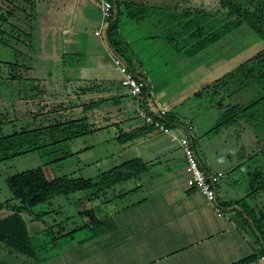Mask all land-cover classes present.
<instances>
[{
  "label": "crops",
  "instance_id": "obj_1",
  "mask_svg": "<svg viewBox=\"0 0 264 264\" xmlns=\"http://www.w3.org/2000/svg\"><path fill=\"white\" fill-rule=\"evenodd\" d=\"M3 1L9 9L4 14L0 5V15L11 14L9 23L20 22L19 32L28 36L20 44H36L40 54L55 56L58 75L50 84L61 90L50 96L43 90L41 101H53L54 113L85 118L91 130L87 137L108 135L97 142L119 144L118 157L110 156V149L106 152L107 172L136 161L146 169L118 189L77 198L69 203L72 211L55 205L50 229L63 241L56 244L58 253L24 256L28 264H257L264 255V240L254 223L264 218V148L230 140L207 144L193 118L203 103L190 104L208 81L214 84L221 78V66L208 70L201 57L190 61L185 38L190 37L192 21L222 18L220 0H113L120 54L110 45L109 29L102 37L95 34L103 21L97 0ZM36 2L38 11L33 9ZM117 59L146 83L141 100L145 110L166 109L171 134L178 139L190 136L194 148L195 134L201 155L195 151L204 169L223 175L216 185V203L189 187L190 172L179 142L139 117L134 97L122 85ZM48 79L32 78L38 85H47ZM28 94L33 98L30 89ZM87 137L73 141L78 152L93 150ZM227 144L235 153L225 154ZM2 213L0 220L10 215ZM21 216L36 238L37 233L30 232L35 220Z\"/></svg>",
  "mask_w": 264,
  "mask_h": 264
},
{
  "label": "rangeland",
  "instance_id": "obj_2",
  "mask_svg": "<svg viewBox=\"0 0 264 264\" xmlns=\"http://www.w3.org/2000/svg\"><path fill=\"white\" fill-rule=\"evenodd\" d=\"M201 1L203 2L200 3H210L208 0ZM33 2H35V0H33ZM18 3L19 2L16 1L15 5H19ZM0 5L5 14V11L9 9L8 5L4 1L2 2V0H0ZM33 9L38 11L37 2ZM31 17L36 21L37 15L35 17L31 15ZM38 21L39 19H37V22ZM13 22L15 23V27L22 25L16 20ZM13 22L10 23V25L14 24ZM0 26L1 137L11 135L21 130H32L48 126L51 120L53 121L58 117V114L49 113V111H52L51 107L53 101H47L52 105L41 101V98H44L42 96V91H48L50 96V94L55 95L60 92L61 88L59 85L51 86L50 84L53 82L51 79H54V76L58 75L54 70L55 63L53 61L55 56L40 54L38 51L39 49L34 47L36 44L29 47L27 45L22 46L20 43H22V41H27V35L21 34L19 30L10 31L6 29L7 33L2 27V22H0ZM6 42L7 45L4 44ZM245 73V71H239L235 74L233 79H226L216 85L213 83L210 84L208 81L204 90L192 95L191 105L203 103L200 105L202 109H198V111L195 112L196 115H193V118L197 121V130L201 133V139L204 142H208L207 144L210 143L214 145L218 142L228 143V140H230L232 144L233 142L239 141L242 143H249L254 147L261 145L260 147L263 146L261 149L264 148V79H259V73H257V76L254 78L247 77ZM38 77H50V79H48L47 85H38L35 84L34 80L32 81V78ZM202 80H204V78ZM32 87L36 88L38 99H40L39 101H31L32 97L28 94V90ZM184 106L185 108L188 107V105ZM231 106H239L241 109L248 107L249 109L247 111L252 114L251 117L254 116V119L248 121L243 117L239 119V121L231 119L229 121L230 123H227L226 113L224 114V112L225 109H229ZM60 107L64 108L61 105ZM203 108H206L208 117L201 112L204 110ZM45 113L48 115H44ZM59 114L65 118H71L70 114H64L62 112ZM250 114L247 115L248 119ZM214 119L217 122H214ZM250 122L253 125L249 127L246 124ZM107 137L109 136L96 135L87 137L85 142H87V145L93 146L91 152H78V143L67 142L0 163V203L12 199V192L7 185L6 179L16 173L42 169L49 179L85 178L99 182L102 174H105L108 170L110 161L109 157H107V150L110 149V156L115 155V157H118L117 155L121 149L118 143L108 146V143L102 144L101 142H97L98 139H106ZM198 138L200 139V137ZM193 139L195 141V149L200 154L198 139L195 134L193 135ZM81 146L85 147L83 145ZM228 151L231 152L227 144L225 146V154H227ZM231 153L235 152L232 150ZM125 154L126 152H122L121 156ZM256 160L259 159H255V162H257ZM246 168L247 167H245V170ZM239 174L244 173L239 172ZM119 186L125 185L119 184ZM116 187L117 186H115V189H118V187ZM94 193L95 191L93 190L87 194L78 193L70 197L61 196L53 201L52 204L54 205H51V208L50 206H39L34 209V212H53V210H56L55 205L57 204H63L67 212L72 211L69 203L76 201L79 196L92 197ZM14 202L16 201H13V204ZM4 211L11 214V211L4 209L3 211L0 210V216ZM55 219L56 217L51 213L49 217H45L43 221L36 220L35 225L30 226V232L34 236H36L37 233L35 242L39 246L36 253L39 257L58 253L56 244H61L63 242L55 238L57 236V230L50 229V227L54 225ZM256 220L254 221L255 226L258 227L264 238V218L258 219V221ZM46 229L47 231H45ZM40 230L43 231L41 234L38 232ZM16 257L19 258L20 263L26 260L25 264H28L29 259L26 257L16 253H9L7 249L0 248V261L11 264L17 261V263L14 264H18Z\"/></svg>",
  "mask_w": 264,
  "mask_h": 264
},
{
  "label": "trees",
  "instance_id": "obj_3",
  "mask_svg": "<svg viewBox=\"0 0 264 264\" xmlns=\"http://www.w3.org/2000/svg\"><path fill=\"white\" fill-rule=\"evenodd\" d=\"M220 2L223 12L221 19L191 22V33L188 34L190 37L185 38V44L188 45L186 57L190 58V61L201 57L202 62L203 60L207 62L208 70L221 66L217 72L218 77L221 78L214 85L226 79H233L239 71H245L249 78H254L259 73V79H264V0H220ZM11 17V14L0 15L2 27L5 31L6 29L18 31L17 27L10 25ZM109 41L115 52L120 54L114 20L110 23ZM4 44L7 45V42ZM30 90L33 101H39L36 88L32 87ZM55 108L52 105V111L49 113L55 114ZM248 109V107L243 109L239 106L231 107L225 114L226 122L230 123L231 119L239 120L243 117L249 121ZM90 133L91 130L85 118L74 120L58 114V117L51 120L48 126L1 136L0 163L50 146L73 142L87 137ZM144 171H146L145 165L136 161L102 174L99 182L85 178L49 179L42 169L9 176L6 182L12 192V199L1 203L0 208L11 211V214L0 220V248H5L12 254L35 259L39 246L35 242L36 238L30 236L28 227L21 216L23 213L35 221L43 220L52 212L35 213L36 207L50 206L51 208L56 198L70 197L78 193L87 194L93 190L95 196L96 193L113 189ZM13 201L18 203L13 204ZM90 214L94 216V212ZM255 227L260 239L264 240L258 227ZM0 264L6 263L0 262Z\"/></svg>",
  "mask_w": 264,
  "mask_h": 264
},
{
  "label": "built area",
  "instance_id": "obj_4",
  "mask_svg": "<svg viewBox=\"0 0 264 264\" xmlns=\"http://www.w3.org/2000/svg\"><path fill=\"white\" fill-rule=\"evenodd\" d=\"M97 3L101 10L103 21L101 29L95 34L102 37L108 31L110 23L114 18L115 6L113 0H97ZM115 63L119 68H122V85L134 97L139 117L142 118L146 125L153 126L163 133L170 134L172 136V140L179 142L190 172L188 180L189 187L203 194L211 204L216 203V185L221 180L223 175H212L204 169L197 157L190 136L178 139L171 134L165 121V117L167 116L166 109H157L155 112L150 113L145 110L143 106H141V100L146 89V83L139 79L133 72L129 71L120 59H117ZM257 264H264V255L259 257Z\"/></svg>",
  "mask_w": 264,
  "mask_h": 264
}]
</instances>
